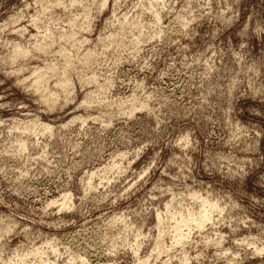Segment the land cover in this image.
<instances>
[{
    "label": "rangeland",
    "instance_id": "374dc122",
    "mask_svg": "<svg viewBox=\"0 0 264 264\" xmlns=\"http://www.w3.org/2000/svg\"><path fill=\"white\" fill-rule=\"evenodd\" d=\"M41 1L0 0V264L50 240L59 261L71 250L86 264H137V240L150 264H183L182 249L186 264H264V251L254 249L264 245V0H164L158 26L140 0H118L116 17H138L144 39L135 44L138 30H126L106 49L95 43L119 29L116 17L108 20L113 0L102 9L99 0H83L90 30L80 34L90 40L81 50L95 47V58L76 64L73 94L62 93L52 108L23 77L56 60L57 43L49 54L7 61L12 43L28 45L80 13L77 5L44 11ZM102 84L89 107L79 106ZM132 96L128 114L116 103ZM75 115L87 121L61 127ZM33 119L52 131L12 128ZM112 163L120 167L103 170L88 189L86 173ZM192 192L217 200L222 212L184 244L173 241L172 223H162L164 249L156 255V211L164 214L174 195L175 206L197 207ZM64 193L70 208L58 210Z\"/></svg>",
    "mask_w": 264,
    "mask_h": 264
},
{
    "label": "bare ground",
    "instance_id": "6f19581e",
    "mask_svg": "<svg viewBox=\"0 0 264 264\" xmlns=\"http://www.w3.org/2000/svg\"><path fill=\"white\" fill-rule=\"evenodd\" d=\"M93 1L94 0H91V2ZM107 2L108 0H99V3H97L98 8L99 9L105 8V6L108 5ZM117 2L118 0H113L114 8L112 9L111 15H109L108 17V20H114V17H116L115 5L117 4ZM39 4H42V9L44 11H46L50 6H54V5H61V7L63 6L67 8L68 7L71 8V6L77 5L80 8L79 9L80 13H76V14L71 13L72 15L70 14V16H67L68 18L66 22L67 24L65 25H68V27L60 28V29L58 27H57L58 29L55 27L56 29H53L54 26L51 24V26H53L51 27L50 24H48V26H50L51 28L50 27L45 28L46 30L43 31L44 33H42L41 35H38V34L33 35L32 36L33 40H30L31 43L29 42L28 45L21 44V42L12 43L11 50L7 58V61L13 63L19 60L20 58L27 57L28 54L30 53L40 52V53H43V55L45 53L49 54V51H51L52 46L54 44L56 45L57 43L58 46L57 45L56 46L58 48L55 51L59 55L57 56L59 59L57 58L58 60L54 59L55 61L52 60L47 63L45 61L43 66L42 65L36 66V67L33 66V68L31 67L29 71V75L27 77L26 76L23 77L24 78L23 80L29 79L30 83L28 84V86H31L34 89V92L37 93V97L44 104H46L47 107L52 108L55 106L56 101L58 100V97L62 93H63L62 95L64 96V98L68 97L70 93H71L70 95L73 94L72 91L74 90L73 89L74 81L71 78L70 71H72L74 67L76 66V64L79 62L85 63V64L91 62L95 58L96 52H95V47L94 48L84 47L83 50H81L85 42H89L90 40L89 38L80 34L81 30L85 29L88 32V29L90 28L89 6L85 4L83 0H71L68 4H65L63 0H47V3L41 1ZM158 4L163 5L164 0H140V5L143 8L152 12L153 17H154L153 20L156 25L161 20L160 10H158V8L156 7ZM127 16L126 14H123L122 16H120V18L116 17L115 19H117L116 21H118L119 23L118 31H115V32L112 31L104 36L101 35L97 37V41L95 45L100 44L102 47H105V49L109 48L111 45L121 42V38L124 36L125 34L124 32L126 30L133 31L134 29L138 30L136 35L132 34L134 36L133 41L135 42V44H139L141 41H143L144 37L142 36L141 30L144 28L145 25L138 19V17L128 18ZM36 19L37 18H35L33 21H34V25H36L37 27V25L39 26V23L36 24V22L38 21ZM179 19L183 25L186 24L187 20H185L182 17H180ZM17 31L23 32L24 27L18 29ZM156 32L151 33L152 35L150 37L159 36L157 35L159 33L158 32L156 33ZM52 77H55V79H54V82L51 84L52 86H50L48 84V81ZM81 77L79 78H80V81L82 82H84L85 80L87 81V83L96 82L94 76L89 77L87 79L82 77V80H81ZM21 81L19 82L22 83ZM103 87L104 85L102 84V85H99V89L88 90L84 94V97L81 103L79 104V106L89 107L93 101V98L96 96V93L103 90ZM132 97H131L132 99L128 100V102L127 101L124 102L121 100L122 102H117L116 104L119 103L118 105H119V108L121 109H123L124 106L127 107L128 114H132L134 109L136 108L135 97L134 96ZM143 104L144 102H140L141 107L144 106ZM87 118L88 116L86 117L84 115H75L67 123H65L64 125L62 124L61 127L69 125L70 123H73L76 121L80 123H84L87 121ZM12 128L21 129V132L28 131V132H33L34 134H38V133H44L46 131L51 132L53 129V126L47 123H42V122L38 123L37 119H33L29 122H21V123L18 122L17 124H14ZM119 167H120L119 165L112 163L111 165H106L105 167H103L104 169L97 168L95 170L87 172L86 173L87 188L88 189L92 188L90 186V183L93 177L100 176L103 170L107 168L117 169ZM60 198H61V201L58 204V210L69 209L70 202H71L70 193H64L62 194ZM189 199L197 201L198 202L197 207L194 208L188 202H187L188 204H186L185 206L182 205L181 203H179V205L181 204V206H175L174 204L175 195H174L172 198L166 201L164 205V208H165L164 214L159 210L156 211L155 219H156V227L158 228V235L155 239V245L152 249V250L156 249V252H157L156 255L163 252V249H164L162 245V233L164 232V230L160 228L162 223L164 222L168 224L172 223V225H169L167 227L168 229L170 228L169 231L172 232L173 241L175 243L184 244L189 238L190 232L192 231L193 228H197V229L204 228L208 222H211L213 220V212H217L220 214L223 210V208L220 207L218 201L210 198L209 196H202L201 194L192 192V193H189ZM54 200L53 201L50 200L51 204L52 203L54 204L56 202V199ZM221 238H222V235H220L219 233L218 238H216V243H219ZM52 241L50 240V241L43 242L45 243L43 245H45L46 248L43 246L42 247L37 246L25 253L16 254V258L11 257L9 258L8 261L14 264L16 263H21V264H27V263L28 264H76L77 262H80L82 264L88 263V259L86 257L81 256L80 253L71 251L70 249H68L70 250L68 251L69 252L68 258L64 261L62 260L59 261L58 258H56V256L58 257L61 254V252L58 249V247L55 245V243H53ZM139 248H140L139 242L136 240L134 246H132L131 249L133 251V254L136 257L137 264H150L151 255H147L146 257L141 258L138 255ZM254 249L257 252L264 251V245H262L261 247H258L256 245ZM47 250H50L51 253H53L55 257L50 258ZM182 253H184L183 258H182L183 264H186L188 260V257L186 256L187 252H185V249L184 250L182 249ZM28 256L32 257L34 261L29 259ZM104 264H110V263H104ZM162 264H168V263L166 261H163Z\"/></svg>",
    "mask_w": 264,
    "mask_h": 264
}]
</instances>
